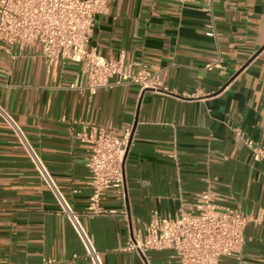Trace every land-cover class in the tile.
Returning a JSON list of instances; mask_svg holds the SVG:
<instances>
[{
	"label": "crops",
	"instance_id": "obj_1",
	"mask_svg": "<svg viewBox=\"0 0 264 264\" xmlns=\"http://www.w3.org/2000/svg\"><path fill=\"white\" fill-rule=\"evenodd\" d=\"M107 0L88 50L156 72L159 92L122 85L89 93L80 65L47 67L37 44L0 47V264H89L40 180L10 122L92 239L101 264H170L167 252L144 258L118 249L142 234L151 212H187L207 194L247 217L237 257L221 264H264V165L233 138L238 129L264 145V0ZM218 60L224 67L205 70ZM129 131L123 192L109 190L87 213L89 145L82 124Z\"/></svg>",
	"mask_w": 264,
	"mask_h": 264
},
{
	"label": "built area",
	"instance_id": "obj_2",
	"mask_svg": "<svg viewBox=\"0 0 264 264\" xmlns=\"http://www.w3.org/2000/svg\"><path fill=\"white\" fill-rule=\"evenodd\" d=\"M183 1V0H182ZM203 12L210 15L211 0H200ZM107 0H0V47L23 48L38 45L39 55L47 67L59 62L80 65L81 86L89 93L97 89L132 85L139 92H159L156 72L137 63H124L121 58L106 60L88 50L94 18L105 11ZM205 70L224 67L218 60L205 65ZM40 180L47 186L60 211L70 223L89 264H101L91 237L80 227L76 215L55 189L43 165L19 130L7 118ZM129 131L120 137L109 128L82 124L74 140L88 144L85 162L86 185L90 189L87 213H98V203L109 190L120 198L123 192L122 166L128 146ZM233 138L249 151L254 163L264 165V145L233 129ZM248 217L238 208L213 204L207 194L198 197L192 209L174 216L151 212L142 234L128 235L118 249L141 258L149 251L168 253L170 264H221L224 257H237L243 245V230ZM46 264L53 263L46 260Z\"/></svg>",
	"mask_w": 264,
	"mask_h": 264
}]
</instances>
